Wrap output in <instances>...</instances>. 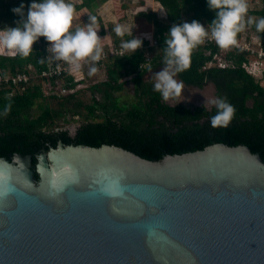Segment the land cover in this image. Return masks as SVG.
Returning <instances> with one entry per match:
<instances>
[{
	"label": "water",
	"instance_id": "95a60500",
	"mask_svg": "<svg viewBox=\"0 0 264 264\" xmlns=\"http://www.w3.org/2000/svg\"><path fill=\"white\" fill-rule=\"evenodd\" d=\"M0 264H264V159L62 141L0 158Z\"/></svg>",
	"mask_w": 264,
	"mask_h": 264
},
{
	"label": "trees",
	"instance_id": "16d2710c",
	"mask_svg": "<svg viewBox=\"0 0 264 264\" xmlns=\"http://www.w3.org/2000/svg\"><path fill=\"white\" fill-rule=\"evenodd\" d=\"M108 1L72 2L76 16L87 20L88 13L97 14L101 23L98 30L101 42L109 39L115 50L120 48L122 39L131 37L127 34L117 36L111 30L113 23H103L98 10ZM113 1L117 21L127 20L128 5L121 0ZM154 1L166 11L165 21L151 10L150 0H139L135 6L138 22L133 35L144 37L145 33H150V38L144 37L142 44L149 49H137L130 56L127 52L124 56L108 55L110 57L104 61V80L91 87L93 103L90 105L80 101L76 92L61 96L44 94L45 82L50 81L51 86L56 87L57 81H63L67 87H73L76 81L67 72L59 76H42L50 71L51 65L64 62L51 58L47 51L50 42L43 36L34 41L33 50L27 57L0 50V75L30 76L28 82L16 84L12 81L0 86V158L13 161L17 154L31 155L35 166L40 154L57 148L62 141L97 148L115 145L158 161L168 155L203 150L216 143L245 144L264 159V87L242 67L245 51L233 46L227 54L233 62L229 68H204L221 48L211 41L200 44L192 51L190 67L175 77L186 85L197 87L213 83L217 97H223L235 106L227 126L211 125L210 117L217 111L215 105L210 110L204 106L171 105L154 90V75L148 73L164 66V37L171 24L192 19L208 24L215 15L214 10L207 7V0ZM19 3L20 0H0V28L14 25L19 20V15L11 11L12 6ZM29 3L30 0H25V10ZM247 15L256 19L264 16V0L248 8ZM249 26L259 36L264 48V32H258L254 24ZM240 35L241 32L237 37ZM153 40L158 52L147 60L146 51L152 50ZM106 51L109 54L110 50ZM207 51H210L209 55ZM127 83H130L133 100L122 102L117 93L123 91ZM73 123L79 125L74 133L70 128Z\"/></svg>",
	"mask_w": 264,
	"mask_h": 264
},
{
	"label": "clouds",
	"instance_id": "9594fccd",
	"mask_svg": "<svg viewBox=\"0 0 264 264\" xmlns=\"http://www.w3.org/2000/svg\"><path fill=\"white\" fill-rule=\"evenodd\" d=\"M207 7L215 15L207 27L198 19L172 23L164 37L163 67L154 74L153 88L163 100L181 96L184 83L177 80L176 74L191 65L194 48L204 43L205 39H214L221 49L238 45L237 34L246 25H255L258 32H264V16L256 19L248 13L247 0H207ZM19 15L14 25L0 28V50H8L12 55L27 57L33 50V43L43 36L50 43L48 54L54 60L64 61L69 70L77 72L82 62L90 64L88 75L97 72L96 61L101 59L102 37L98 34L101 23L97 14L88 13L87 22L82 26L72 27L75 5L72 0H30L25 10V0L11 8ZM107 27V26H105ZM111 30L119 37L126 34L131 38L120 41L119 56L132 55L143 44L144 37L133 35V26L115 22ZM205 102V101H204ZM216 106L217 111L210 117L212 126H227L235 112V106L223 97L208 101Z\"/></svg>",
	"mask_w": 264,
	"mask_h": 264
},
{
	"label": "rangeland",
	"instance_id": "374dc122",
	"mask_svg": "<svg viewBox=\"0 0 264 264\" xmlns=\"http://www.w3.org/2000/svg\"><path fill=\"white\" fill-rule=\"evenodd\" d=\"M72 1L75 2V3H81L82 2V0H72ZM138 1L139 0H121L122 3H126L128 5V9H127V16L128 17H127V20H125V21H123L121 23L129 25V26H133V32L135 31L134 29H135V26L137 25V22H138V20L136 19V13L138 12V10L135 7L136 3ZM150 1L152 3L151 10L155 11L158 14L159 19L165 21L166 18H167L166 11L164 9H162V7L156 1H154V0H150ZM247 2H248V6H249L248 8H253L255 5L259 4L260 0H247ZM114 8H115V5H114V1L113 0H109L108 2H106L105 4H103L99 8L98 12H99V15L102 18L103 23H108V22L115 23V22H118L116 14L114 13ZM85 22H87V20L84 19L83 17H79V16L74 15L73 22H72V27L75 28L76 26H82ZM202 23L205 24V26L207 27V24L205 22H202ZM100 43H101V45L103 47V52L106 51V50H110L109 55L111 56L112 53H113L111 50H114V47H115L114 44H112V42L109 39H106V41L103 42V43L100 41ZM151 46H152V50L149 53L146 51V55L149 58H152L153 55L158 52L157 43H156L155 40H153V43H152ZM142 47L144 49H149V47H145V46H141L139 48L141 49ZM231 49H232L231 47L228 48V49H222V52L220 54L223 57H226L227 52L231 51ZM109 57H108V53H107V57L106 58H104L101 61L94 62V63H96L98 70H97L96 73H94L91 76L88 75V69H89L90 64L92 62H88V63L82 62V68L79 71H77V72H73L71 70H67V73L73 75L74 79H76V83H81V81H83L82 84H81L82 86H79V87L76 86L75 87V88H77L78 91H79V89L81 90L79 94L78 93L76 94V97H78V99L80 101H83V102H85L87 104L90 103V93L88 91H85L84 89H86L85 87L88 84L91 85L93 83H97V82H100V81L104 80V77H105L104 61H106ZM61 63H64V62H61ZM156 70H157V68L153 72H149L148 75H151V74L154 75L155 74L154 72ZM128 79L129 78H127V80ZM259 81H260L261 85L264 87V78L260 79ZM62 82L57 81V86L56 87L51 86L50 83H46V85L44 84V86H43L44 94L48 95V94H50V92L58 93L59 89H61L60 86L63 84ZM129 85H130V83H127L126 84V88L123 91L117 93V96L120 98V101H122V102H124V101L131 102L133 100V96L131 94V90H130V86ZM189 90L192 91L194 94L204 95L205 98L201 99V101L208 102L209 100L216 98L214 96L215 91L213 90V88L210 85L205 87V88H203V89L191 90V88H189L188 90H186V92H188ZM212 105H214V104L211 103V106ZM75 126H78V123H76ZM75 126L71 127V131L73 133H74V130H75Z\"/></svg>",
	"mask_w": 264,
	"mask_h": 264
},
{
	"label": "built area",
	"instance_id": "2783aa9c",
	"mask_svg": "<svg viewBox=\"0 0 264 264\" xmlns=\"http://www.w3.org/2000/svg\"><path fill=\"white\" fill-rule=\"evenodd\" d=\"M238 45H235V47L243 50L246 52L245 59L242 61V67L251 74L256 80H260L264 78V48L262 47L261 40L259 36L250 29L249 25H246L245 29L241 31V35L237 37ZM215 42L214 39H205L204 43L201 45H205L207 42ZM143 46V45H142ZM233 48V46H231ZM120 48H115L114 52L115 54H118ZM140 49V48H138ZM141 49H144L143 47ZM222 52V49H220L217 53L213 54L212 59L206 63L204 68L209 67H217V68H229L233 66L232 60H229L226 54V57H223L220 53ZM207 55L210 54V51L206 52ZM109 55V54H108ZM107 57V52L104 51L101 56V60ZM109 57V56H108ZM147 60L150 58L146 55ZM69 70L68 66L64 63L58 62L57 64L51 65L50 71L43 73L42 76H55V75H61L62 72H67ZM30 80V76L27 74H20L19 76H3L0 75V86H3L6 83H11L12 81L16 84L21 82H28ZM76 81V79H74ZM50 83V81L45 82ZM51 84V83H50ZM61 89H59V92H50V94H55L58 96H61L63 94H66L68 92H72V87H67L66 85L62 84ZM49 95V94H48Z\"/></svg>",
	"mask_w": 264,
	"mask_h": 264
},
{
	"label": "flooded vegetation",
	"instance_id": "af4514ba",
	"mask_svg": "<svg viewBox=\"0 0 264 264\" xmlns=\"http://www.w3.org/2000/svg\"><path fill=\"white\" fill-rule=\"evenodd\" d=\"M177 80H179L178 78H177ZM98 83V82H97ZM82 84V82L81 83H76L73 87H72V92H76V94L78 93H80V89H79V91L77 90V88H75L76 86H82L81 85ZM94 84H96V83H93V84H88L85 88L86 89H84L85 91H88L89 93H90V103H85V102H83V103H85V105H90V104H92L93 103V101H92V99H93V94H92V92H91V87L94 85ZM211 86L212 88H213V90L215 91V94H214V96L216 97V98H218L217 97V95H216V89H215V86L213 85V83H205L202 87H197V86H191V85H186V84H184V89H183V92H182V94H181V96L180 97H178V98H170L169 100H167V101H165V102H167V103H169V104H171V105H177V104H182V105H185V106H188V107H191V108H194V107H201V106H204V107H206L208 110H210L211 109V107L212 106H214V105H212L211 106V103H209V102H204V101H201V99H204L205 98V96L204 95H200V94H194L192 91H188V92H186V90H188L189 88H191V90H194V89H203V88H205V87H207V86ZM77 90V91H76ZM251 103V102H250ZM249 103V104H250ZM76 125V123H73V124H71V127L72 126H75ZM70 127V128H71ZM77 128H79V125L78 126H75V130H74V132H76V130H77Z\"/></svg>",
	"mask_w": 264,
	"mask_h": 264
}]
</instances>
